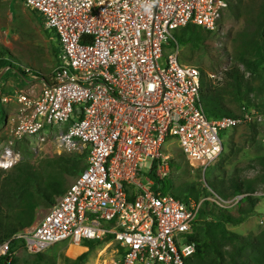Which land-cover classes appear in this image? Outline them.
Returning <instances> with one entry per match:
<instances>
[{
    "label": "built area",
    "instance_id": "obj_1",
    "mask_svg": "<svg viewBox=\"0 0 264 264\" xmlns=\"http://www.w3.org/2000/svg\"><path fill=\"white\" fill-rule=\"evenodd\" d=\"M21 1L53 31L60 51L37 94L5 93L0 81V104L19 105L9 119L12 137L43 140L56 125L57 153L87 156L48 211L12 239L37 254L111 236L123 250L118 264H185L196 250L189 235L203 202L234 206L247 193L226 201L206 183L209 194L200 199L163 192L156 180L170 176L173 157L164 147L175 139L187 162L204 171L223 151L221 131L251 121L254 110L209 118L199 68L181 62L170 41L188 24L214 31L229 0ZM19 160L6 150L0 166ZM8 249L1 243L0 256Z\"/></svg>",
    "mask_w": 264,
    "mask_h": 264
},
{
    "label": "trees",
    "instance_id": "obj_2",
    "mask_svg": "<svg viewBox=\"0 0 264 264\" xmlns=\"http://www.w3.org/2000/svg\"><path fill=\"white\" fill-rule=\"evenodd\" d=\"M32 13L39 15L35 10H32ZM41 20L44 24V20ZM251 23V28L241 30L236 35L240 39V45L234 55L233 66L225 73V86L218 89L206 73L201 75L200 100L209 118L237 117L241 115L243 107L253 109L255 114L264 118V6H261V15L254 16ZM212 34V31L188 24L174 31L170 43L198 48L204 46ZM10 57L6 51L0 49V70L5 68L1 80L6 73L13 72L22 81L32 74L37 79L44 78L49 82L48 78L36 75V71H32L29 66L25 67ZM239 65H242L243 69ZM228 93L233 94L234 100L246 103L238 112L227 104ZM2 108L3 105L0 104V115L3 114ZM20 148L23 151L21 159L10 169H1L0 173V244L8 241L9 246L8 253L0 256V264H18L17 258L12 254L16 247L24 248L23 241L12 237L33 225L40 206L49 208L55 199L65 192L68 177H75L86 168V150L81 153L64 152L35 159L28 146L23 145ZM254 148L256 170L264 186V139L258 140ZM174 162L172 159V168ZM156 182L161 185L163 192H171L181 200H187L188 197L200 199L209 194L206 187L196 190L192 184L175 187L171 176ZM209 186L225 199L247 193L236 204L244 202L247 206L238 205V215H234L227 208L205 200L189 235L196 250L185 260V264H264V229L256 235L244 236L228 228V224H240L246 216L255 212L257 196L254 184L248 180L244 183L233 181L228 187L223 182L209 181ZM110 237L85 240L82 244L91 249L103 241L110 240ZM81 250L82 248L71 245L70 251L74 256ZM119 250L121 255L123 250ZM41 254H32L33 262L39 263Z\"/></svg>",
    "mask_w": 264,
    "mask_h": 264
},
{
    "label": "rangeland",
    "instance_id": "obj_3",
    "mask_svg": "<svg viewBox=\"0 0 264 264\" xmlns=\"http://www.w3.org/2000/svg\"><path fill=\"white\" fill-rule=\"evenodd\" d=\"M261 6H264V0H229L215 30L212 31L213 34L209 36L204 46L197 48L190 45H178L179 60L185 64L197 66L201 75L206 73L211 83L218 89L224 87L225 73L233 66L234 55L238 52L240 45V39L236 35L239 31L252 27L251 20L254 16L261 15ZM41 19L21 0H0V49L6 51L14 61L36 71L34 72L36 75L50 78L58 64L60 47L56 37L53 36V31L46 29ZM239 66L243 69L242 65ZM4 72L5 68L0 70V81ZM6 74L1 81L5 93H11L13 89H17L20 92L35 95L42 86L40 78L37 79L32 74H29L28 79L24 81L13 72ZM226 97L227 104L235 112L246 104L243 101L234 100L232 93H228ZM18 108L19 105L14 100L3 105V114L0 115V159L6 150L19 153L21 159L23 151L20 147L23 145L28 146L35 159L59 154L55 147L54 134L59 129L56 125L51 129L49 127L44 129L41 134L44 136L43 140L40 139L41 137L27 139L12 137L9 119L18 112ZM220 137L224 145L223 151L204 171L192 167L186 161L177 141L170 140L164 147V150L173 155L172 159L175 161L170 176L175 187L192 184L196 190L206 187L205 183L209 186V181L223 182L228 187L233 181L239 183L251 181L257 196L255 212L246 216L240 224H228V228L244 236L256 235L264 229V186L256 170L254 146L258 140L264 139V118L254 112L251 121L238 125L234 129L222 130ZM231 147L232 150H230ZM149 165L150 160L146 162L145 168H149ZM10 168L0 166V173L1 169ZM75 177L67 178V187ZM238 205L239 207L247 206L244 202ZM238 205L225 203L224 208L238 215ZM49 208L40 206L33 224ZM65 247L66 242H59L45 249L41 252V261L37 264H118L120 259L118 244L113 240L103 241L91 249L86 247L75 256L70 251L71 246L66 250ZM12 256L17 258L18 264H36L33 262V255L22 246L16 247Z\"/></svg>",
    "mask_w": 264,
    "mask_h": 264
},
{
    "label": "crops",
    "instance_id": "obj_4",
    "mask_svg": "<svg viewBox=\"0 0 264 264\" xmlns=\"http://www.w3.org/2000/svg\"><path fill=\"white\" fill-rule=\"evenodd\" d=\"M86 248V246H84ZM84 249V248H83Z\"/></svg>",
    "mask_w": 264,
    "mask_h": 264
}]
</instances>
